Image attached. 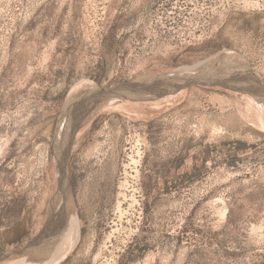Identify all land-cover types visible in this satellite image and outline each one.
<instances>
[{"label": "rangeland", "instance_id": "rangeland-1", "mask_svg": "<svg viewBox=\"0 0 264 264\" xmlns=\"http://www.w3.org/2000/svg\"><path fill=\"white\" fill-rule=\"evenodd\" d=\"M224 51L264 84V0H0V253L46 222L75 83L110 87ZM251 97L195 85L87 119L67 191L80 239L57 264H264V108ZM22 261L34 262L0 264Z\"/></svg>", "mask_w": 264, "mask_h": 264}, {"label": "water", "instance_id": "water-1", "mask_svg": "<svg viewBox=\"0 0 264 264\" xmlns=\"http://www.w3.org/2000/svg\"><path fill=\"white\" fill-rule=\"evenodd\" d=\"M219 87L249 94L264 106V84L249 68L241 69L226 63L205 65L194 71H171L149 74L125 80L110 87L98 84L80 92L64 103L55 128L54 156L59 159V182L50 201L43 228L26 245L11 252L0 253V262L29 254L43 237L51 232L56 222L57 203L70 186L69 160L79 127L94 113L124 102H154L174 96L192 86Z\"/></svg>", "mask_w": 264, "mask_h": 264}, {"label": "bare ground", "instance_id": "bare-ground-1", "mask_svg": "<svg viewBox=\"0 0 264 264\" xmlns=\"http://www.w3.org/2000/svg\"><path fill=\"white\" fill-rule=\"evenodd\" d=\"M223 62L241 68L243 70L248 68L244 56H242L240 53L238 54V52L236 53V51H224L194 66H182L176 69V71H194L205 65H212ZM94 85L95 82L88 79H82L78 81L72 86L71 90L69 91L67 102L80 92H83ZM261 106L262 108H264L263 105ZM96 113L92 114L88 118V120L92 118ZM135 159L133 160L135 161ZM56 160L57 166L59 167V159L56 158ZM67 191H70V189ZM64 196V202L60 206V209L56 216V222L51 228V232L43 237L41 243L36 248H34V250L29 252L31 259L34 262L26 261L27 264H57L61 260L66 258L67 254L76 245L78 239H80V222L75 200L73 196L68 192ZM51 252H53V254ZM29 260L30 259L28 258V261ZM22 262L24 264V261Z\"/></svg>", "mask_w": 264, "mask_h": 264}, {"label": "crops", "instance_id": "crops-1", "mask_svg": "<svg viewBox=\"0 0 264 264\" xmlns=\"http://www.w3.org/2000/svg\"><path fill=\"white\" fill-rule=\"evenodd\" d=\"M70 256L67 257V259H69Z\"/></svg>", "mask_w": 264, "mask_h": 264}]
</instances>
